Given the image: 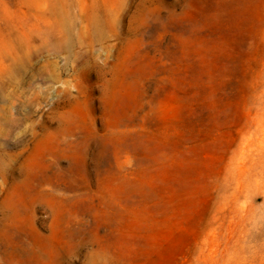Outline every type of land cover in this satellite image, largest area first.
Returning a JSON list of instances; mask_svg holds the SVG:
<instances>
[{
    "label": "rangeland",
    "instance_id": "rangeland-1",
    "mask_svg": "<svg viewBox=\"0 0 264 264\" xmlns=\"http://www.w3.org/2000/svg\"><path fill=\"white\" fill-rule=\"evenodd\" d=\"M0 264H264V0H0Z\"/></svg>",
    "mask_w": 264,
    "mask_h": 264
}]
</instances>
